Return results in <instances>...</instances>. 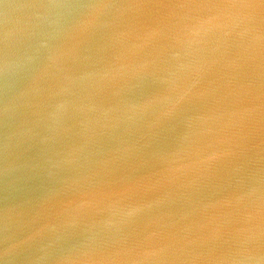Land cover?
Instances as JSON below:
<instances>
[{
  "label": "water",
  "instance_id": "water-1",
  "mask_svg": "<svg viewBox=\"0 0 264 264\" xmlns=\"http://www.w3.org/2000/svg\"><path fill=\"white\" fill-rule=\"evenodd\" d=\"M0 264H264V0H0Z\"/></svg>",
  "mask_w": 264,
  "mask_h": 264
}]
</instances>
